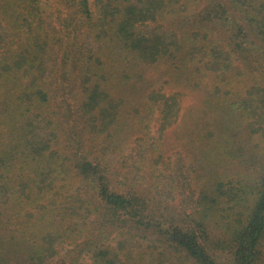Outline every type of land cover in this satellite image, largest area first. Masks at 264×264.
<instances>
[{
    "label": "trees",
    "instance_id": "1",
    "mask_svg": "<svg viewBox=\"0 0 264 264\" xmlns=\"http://www.w3.org/2000/svg\"><path fill=\"white\" fill-rule=\"evenodd\" d=\"M0 264H264V0H0Z\"/></svg>",
    "mask_w": 264,
    "mask_h": 264
},
{
    "label": "rangeland",
    "instance_id": "2",
    "mask_svg": "<svg viewBox=\"0 0 264 264\" xmlns=\"http://www.w3.org/2000/svg\"><path fill=\"white\" fill-rule=\"evenodd\" d=\"M148 84L167 93L177 92L181 98L178 119L163 132L164 150L168 157L176 153L195 155L201 149V139L215 130L218 112L224 97L213 99L214 81L200 78L196 85H186L167 79L160 71L150 73ZM220 97V96H219ZM159 121H154L153 131L159 134Z\"/></svg>",
    "mask_w": 264,
    "mask_h": 264
}]
</instances>
